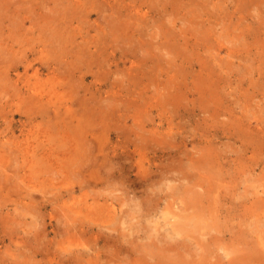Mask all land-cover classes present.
Masks as SVG:
<instances>
[{"label":"rangeland","instance_id":"374dc122","mask_svg":"<svg viewBox=\"0 0 264 264\" xmlns=\"http://www.w3.org/2000/svg\"><path fill=\"white\" fill-rule=\"evenodd\" d=\"M153 240L264 264V0H0V264Z\"/></svg>","mask_w":264,"mask_h":264},{"label":"bare ground","instance_id":"6f19581e","mask_svg":"<svg viewBox=\"0 0 264 264\" xmlns=\"http://www.w3.org/2000/svg\"><path fill=\"white\" fill-rule=\"evenodd\" d=\"M201 198H202V195L200 193L193 192V198L191 199V202L193 204H195L198 201V203H199ZM200 216H201V214L198 212L196 215H192V216L185 215V216L181 217L180 221H178L174 225V233L178 234V235L179 234L182 235L184 233L195 234L197 232V229L202 227ZM186 237L188 238L187 235H186ZM194 238H196V237L194 236ZM183 243H185V239H184ZM183 243H181V244H183ZM144 246L141 248L144 251L143 253H145L147 255H151L152 258L158 257L160 259L162 257L161 259L167 260V262L169 264H193V263L195 264L194 259L190 260V261H192V263H190V261H188V259H187L188 257L184 256V252L181 254L176 253L175 255H170L173 250L177 249L176 245H168V243H167V245L166 244L165 245H157V243L153 240V241H148V243ZM207 246L208 247L210 246V242L207 243ZM180 247L183 248L184 246L181 245ZM205 247H206V243H205ZM207 248H205V250H204V252H205L204 255H202V256L199 255L200 260L198 263L208 264L207 260H208L209 255H208V253H206ZM158 258H156V259H158ZM191 258H193V257H191ZM142 259H143V257H142ZM198 259L196 261H198ZM242 259H244L243 255H242Z\"/></svg>","mask_w":264,"mask_h":264}]
</instances>
